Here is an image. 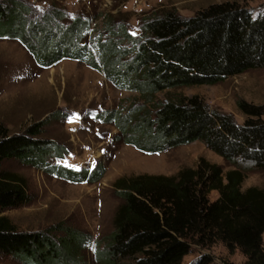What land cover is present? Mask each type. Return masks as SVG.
Wrapping results in <instances>:
<instances>
[{"label": "trees", "instance_id": "obj_1", "mask_svg": "<svg viewBox=\"0 0 264 264\" xmlns=\"http://www.w3.org/2000/svg\"><path fill=\"white\" fill-rule=\"evenodd\" d=\"M115 21L88 40L87 17H70L55 6L34 14L23 1H0V39L19 42L39 68L64 60L84 63L114 88L139 95L142 104L125 113L97 116L114 125L115 141L147 155L200 142L233 168L223 174L219 166L201 162L171 176L120 180L115 185L120 203L100 264H184L193 248L216 243L240 251L246 264H264V191L241 189L245 170L264 174V106L237 101L244 116L239 125L197 96L156 101L159 93L211 86L264 68V10L254 14L224 2L191 17L159 11L141 19L139 36ZM41 124L13 135L0 127V258L20 264H82L88 241L83 233L61 223L42 232L19 231L2 215L29 203L24 180L3 169L7 161L71 183H94L103 175L100 163L80 170L56 163L67 150L42 140ZM213 191L218 197L210 201ZM190 264L207 261L203 257Z\"/></svg>", "mask_w": 264, "mask_h": 264}, {"label": "rangeland", "instance_id": "obj_2", "mask_svg": "<svg viewBox=\"0 0 264 264\" xmlns=\"http://www.w3.org/2000/svg\"><path fill=\"white\" fill-rule=\"evenodd\" d=\"M20 1L27 3L34 14H43L55 6L70 17H87L88 40L104 32L110 20L125 22L128 34L139 36L141 19L159 11L191 17L198 10L224 2L238 3L254 14L264 10V0ZM192 96L201 98L210 109L230 115L241 125L244 116L237 109V101L264 106V68L248 70L211 86L159 93L156 101ZM140 104L137 93L114 88L101 72L84 63L64 60L52 68L41 69L19 42L0 39V127L13 135L42 123L40 138L67 150L63 160L56 163L74 170L92 169L100 163L104 169L97 182L71 183L32 166L7 161L3 169L24 180L29 203L2 215L24 232H42L60 223L78 230L88 240L81 251L82 264H100L120 203L115 189L120 180L143 174L171 176L180 170L196 169L201 162L219 166L223 174L233 168L200 142L160 154H141L120 140L115 141L114 125L97 117L111 111L125 113L131 105ZM252 187L264 191V174L245 170L241 189ZM217 197L215 191L208 196L210 201ZM262 241L264 249V233ZM203 257L207 264H246L240 251L229 252L221 243L193 248L183 263L190 264ZM0 264L20 263L0 258Z\"/></svg>", "mask_w": 264, "mask_h": 264}]
</instances>
